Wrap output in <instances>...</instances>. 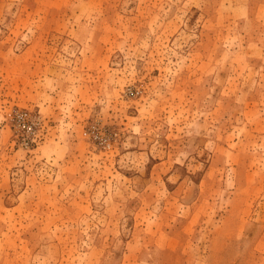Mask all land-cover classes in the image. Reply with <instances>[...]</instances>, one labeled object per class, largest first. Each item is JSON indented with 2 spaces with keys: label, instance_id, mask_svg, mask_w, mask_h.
Masks as SVG:
<instances>
[{
  "label": "rangeland",
  "instance_id": "374dc122",
  "mask_svg": "<svg viewBox=\"0 0 264 264\" xmlns=\"http://www.w3.org/2000/svg\"><path fill=\"white\" fill-rule=\"evenodd\" d=\"M0 264H264V0H0Z\"/></svg>",
  "mask_w": 264,
  "mask_h": 264
},
{
  "label": "built area",
  "instance_id": "2783aa9c",
  "mask_svg": "<svg viewBox=\"0 0 264 264\" xmlns=\"http://www.w3.org/2000/svg\"><path fill=\"white\" fill-rule=\"evenodd\" d=\"M16 126L19 128L21 134L25 133L27 137L35 135V116H32L27 111L16 112L15 115ZM34 139V138H31Z\"/></svg>",
  "mask_w": 264,
  "mask_h": 264
}]
</instances>
